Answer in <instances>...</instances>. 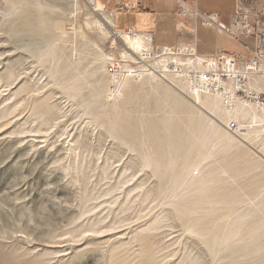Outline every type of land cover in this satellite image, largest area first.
<instances>
[{
  "label": "rangeland",
  "instance_id": "rangeland-1",
  "mask_svg": "<svg viewBox=\"0 0 264 264\" xmlns=\"http://www.w3.org/2000/svg\"><path fill=\"white\" fill-rule=\"evenodd\" d=\"M92 2L0 0V264H264L261 128L215 123Z\"/></svg>",
  "mask_w": 264,
  "mask_h": 264
},
{
  "label": "built area",
  "instance_id": "built-area-1",
  "mask_svg": "<svg viewBox=\"0 0 264 264\" xmlns=\"http://www.w3.org/2000/svg\"><path fill=\"white\" fill-rule=\"evenodd\" d=\"M121 7L129 9L127 3ZM178 28L186 35L185 40L172 45H155L146 33L133 29L127 32L142 39L143 55L155 60L157 72L167 75L182 84L194 95L216 96L225 110L246 109L248 114L240 123L230 120L225 127L231 133L241 128L257 126L264 135V3L262 0H236V6L228 21H223L217 12H199L184 0H177ZM186 18L199 19L205 27L215 30L235 42L241 36L253 39L252 48L244 46V52L219 51L202 54L196 48L194 31ZM183 34V33H182ZM118 69V70H117ZM119 63L111 62L108 74L118 85ZM130 72V71H128ZM162 73V74H161ZM164 77V76H163ZM256 114V120L251 116Z\"/></svg>",
  "mask_w": 264,
  "mask_h": 264
},
{
  "label": "crops",
  "instance_id": "crops-1",
  "mask_svg": "<svg viewBox=\"0 0 264 264\" xmlns=\"http://www.w3.org/2000/svg\"><path fill=\"white\" fill-rule=\"evenodd\" d=\"M184 1L193 5L199 12L219 13L223 21L229 20L236 6V0ZM95 2L109 15L111 26L116 33L133 29L137 33L148 34L155 45H172L186 38L184 32L178 28L177 0H95ZM262 2L264 3V0ZM122 3H127L130 8H122ZM185 21L194 31V40L199 53L215 54L232 46L241 48L238 52H244L243 45L248 48L253 46V39L249 36H241L239 41L235 42L225 36L217 35L213 28L203 26L199 19L186 18ZM199 30L215 35L217 42L213 43L212 49H199L200 42L206 44L210 41L209 39L201 41L198 36Z\"/></svg>",
  "mask_w": 264,
  "mask_h": 264
},
{
  "label": "bare ground",
  "instance_id": "bare-ground-1",
  "mask_svg": "<svg viewBox=\"0 0 264 264\" xmlns=\"http://www.w3.org/2000/svg\"><path fill=\"white\" fill-rule=\"evenodd\" d=\"M93 1L92 3L95 4L94 8L95 9H100V6L95 3V0H91ZM125 40L128 42L129 47L130 45H132L133 47H138L141 46L142 41H138L137 39H133L129 36H125L124 37ZM152 72V71H151ZM177 90H179L180 92H184V90L182 91V89H180L178 86L173 85ZM192 103L197 106L198 108L203 109L205 112H207L208 115L211 116L212 120L217 123V122H221L222 120L224 121V119H234L236 121H238L239 123L242 120H245L247 117V114L249 113L248 110H244V109H231V110H223V108L218 109V103L219 99L216 96H213V99H209L206 96H202V95H193V98L191 99ZM220 106V105H219ZM251 120H256L257 115L254 114L251 116ZM228 122V121H227ZM222 123V122H221ZM226 124V123H225ZM243 128L239 129L236 133H238V138L242 141H245L248 139L249 137V133L246 132H241V130H243ZM262 130V129H261ZM257 132L260 131V129L256 130ZM235 134V133H234Z\"/></svg>",
  "mask_w": 264,
  "mask_h": 264
}]
</instances>
